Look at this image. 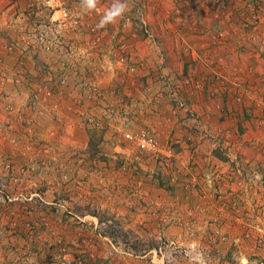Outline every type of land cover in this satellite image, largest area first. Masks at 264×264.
Listing matches in <instances>:
<instances>
[{
    "label": "rangeland",
    "instance_id": "obj_1",
    "mask_svg": "<svg viewBox=\"0 0 264 264\" xmlns=\"http://www.w3.org/2000/svg\"><path fill=\"white\" fill-rule=\"evenodd\" d=\"M119 2L0 0V264H264V0Z\"/></svg>",
    "mask_w": 264,
    "mask_h": 264
},
{
    "label": "clouds",
    "instance_id": "obj_2",
    "mask_svg": "<svg viewBox=\"0 0 264 264\" xmlns=\"http://www.w3.org/2000/svg\"><path fill=\"white\" fill-rule=\"evenodd\" d=\"M87 7L93 9L96 6L97 0H86ZM126 4H122L119 0H115V3L112 5L111 9L106 12L104 17L100 21V27H103L106 24L114 23L122 14L126 11Z\"/></svg>",
    "mask_w": 264,
    "mask_h": 264
},
{
    "label": "built area",
    "instance_id": "obj_3",
    "mask_svg": "<svg viewBox=\"0 0 264 264\" xmlns=\"http://www.w3.org/2000/svg\"><path fill=\"white\" fill-rule=\"evenodd\" d=\"M124 136L129 140V141H134L136 145L144 150H151L153 144L151 140L147 139L145 135H137L133 136L130 133H125Z\"/></svg>",
    "mask_w": 264,
    "mask_h": 264
}]
</instances>
